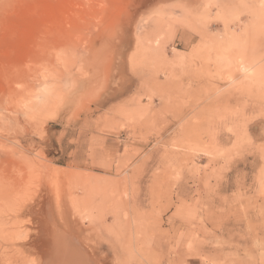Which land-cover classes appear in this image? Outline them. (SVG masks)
<instances>
[{
	"label": "rangeland",
	"instance_id": "obj_1",
	"mask_svg": "<svg viewBox=\"0 0 264 264\" xmlns=\"http://www.w3.org/2000/svg\"><path fill=\"white\" fill-rule=\"evenodd\" d=\"M0 189V264H264V0H0Z\"/></svg>",
	"mask_w": 264,
	"mask_h": 264
},
{
	"label": "bare ground",
	"instance_id": "obj_2",
	"mask_svg": "<svg viewBox=\"0 0 264 264\" xmlns=\"http://www.w3.org/2000/svg\"><path fill=\"white\" fill-rule=\"evenodd\" d=\"M238 59V58H237ZM240 63V62H239ZM237 64V63H236ZM262 64V63H261ZM238 66V65H237ZM1 190V189H0ZM24 208V207H23ZM44 228L45 226L44 225H41L40 226V236L42 235V232H44ZM38 235V236H39ZM56 235L54 234V240L53 238L51 237V239L49 240L48 244H46L42 251L39 252L40 256L39 258L36 259V262H32V264H86L85 261L83 260H78L77 258H75L74 256H77V253H73L74 255H72L73 257V261H72V258H71V254L69 255V251H70V248H72L73 246V249L75 248V244H69L71 246H68V244H66V240H61V239H58L57 237H55ZM75 239V238H74ZM31 244V243H30ZM33 244V243H32ZM43 243H41L42 245ZM34 245H36L34 243ZM39 245V244H38ZM25 247V246H24ZM33 247V246H32ZM36 248V247H35ZM41 248V247H40ZM34 249V248H33ZM32 249V250H33ZM38 249V247H37ZM31 250V251H32ZM41 250V249H40ZM35 251V249H34ZM39 251V250H37ZM35 254V253H34ZM38 255V254H36ZM83 257V256H82ZM35 259V258H34Z\"/></svg>",
	"mask_w": 264,
	"mask_h": 264
}]
</instances>
